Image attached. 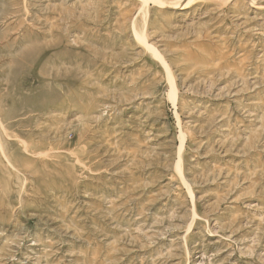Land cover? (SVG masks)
I'll list each match as a JSON object with an SVG mask.
<instances>
[{
    "label": "rangeland",
    "instance_id": "rangeland-1",
    "mask_svg": "<svg viewBox=\"0 0 264 264\" xmlns=\"http://www.w3.org/2000/svg\"><path fill=\"white\" fill-rule=\"evenodd\" d=\"M0 128V264H264V0H0Z\"/></svg>",
    "mask_w": 264,
    "mask_h": 264
},
{
    "label": "bare ground",
    "instance_id": "bare-ground-1",
    "mask_svg": "<svg viewBox=\"0 0 264 264\" xmlns=\"http://www.w3.org/2000/svg\"><path fill=\"white\" fill-rule=\"evenodd\" d=\"M186 1V0H185ZM153 2V1H152ZM155 3V2H154ZM157 4V3H156ZM177 4V3H176ZM179 4V3H178ZM185 4V3H184ZM161 5V4H160ZM179 7V6H178ZM12 13V12H11ZM13 14V13H12ZM1 129V128H0Z\"/></svg>",
    "mask_w": 264,
    "mask_h": 264
}]
</instances>
